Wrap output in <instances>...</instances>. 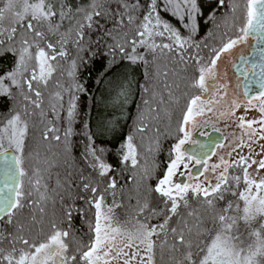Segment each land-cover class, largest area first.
<instances>
[{
  "label": "snow or ice",
  "instance_id": "obj_1",
  "mask_svg": "<svg viewBox=\"0 0 264 264\" xmlns=\"http://www.w3.org/2000/svg\"><path fill=\"white\" fill-rule=\"evenodd\" d=\"M117 2L124 8L123 12L116 13L120 16L117 24L123 26L124 17L127 16L128 25H135V34L124 31L122 27L105 31L104 36L112 40L111 44H106L107 51L103 53L111 57L108 62L109 66L116 62L117 54L132 63L143 61L147 65L148 61L145 60L144 54L137 52L138 48H144L146 52L152 53L155 59L158 54L166 55L165 49L171 53L192 47V38L198 31L197 16L203 14L197 6V0H159L162 6L159 10L158 0H149L147 10L138 24L136 21L139 17L135 13L142 8L139 0L132 4L128 0H117ZM217 5L223 7L225 0H217ZM89 7L91 11H86L83 6L77 7L75 11L83 13L84 22L77 20L73 27L61 32L63 21L66 18L70 19L69 14L72 12L71 7L65 5L63 0H60L58 9L54 7L51 0H0V54L9 52L16 56L14 67L0 75V96L11 98L13 95L11 89L15 88L23 101V113L33 115L35 110L39 109L41 121L45 120L47 113L42 107L44 98L41 89L42 87L48 88L49 80L60 66V61L68 57V43L71 42L78 53L90 51L82 43L85 41L84 29H92L94 24L99 23L94 20V17L109 14L107 10H102L103 4L98 3V0H92ZM229 7L233 13L236 12L234 4H230ZM245 7V21L243 26L238 28L239 36L229 39L219 49L213 48L211 51L214 56L210 58L207 65L201 64L202 57L192 56L198 66L199 76L192 79L190 87L199 89V93L189 98L186 110L179 121L177 132L183 135L177 137V142L172 152L169 153L172 158L168 162L165 174L157 179L154 187L149 185V188L157 194V206L150 207L148 200L142 203L137 201L135 224L128 228L121 225L113 216V208L121 206L115 200L117 195L115 177L108 178L109 182L104 191H100L98 186L91 182L84 183L82 190L90 191L92 194L87 203L96 209L95 223L89 222L88 225L90 233L94 234L88 244H78L75 251L70 254L67 242L69 230L60 229L52 223L51 233L46 238L37 241L26 237L24 235L25 225L20 220H16L14 232L6 235L0 229V264H113V261L117 264H121V261L122 264H156L157 251L159 250L162 254L165 248L172 253L179 252L181 248L185 250L183 259L177 260L176 264H264V177L257 180L248 172L252 164H257V173L264 169V159L257 162L250 156L241 155L238 160L229 162L221 156L220 163L213 164L209 168L207 161L203 159L206 153H201L200 158H197L196 154H189L184 148V145L191 140L190 129L199 125L197 117L212 113L214 111L212 106L220 103L228 95V85L226 83L217 84L215 70L221 55L228 53L236 45L246 42L249 35L259 37L264 42V0H246ZM160 11L167 12L181 21L183 27L188 30V35L183 36L179 29L162 20ZM214 15L210 13L209 19H214ZM57 16L58 20H54L53 18ZM5 19L10 21L9 27L4 26ZM49 36L56 39L53 41L48 38ZM156 37L165 38L169 42L162 40L157 43ZM17 43L20 45L19 48L15 46ZM199 47L200 45L196 44V48L199 49ZM33 49L35 51H32ZM179 54L181 60H184L183 53ZM94 56L96 52L92 51L88 58L78 57L81 61L80 65L77 64L76 59L71 60V71L68 74L73 77L71 88L75 90V93L87 91L84 84L77 79V71L80 66L87 65ZM261 77L262 91L259 93L261 99L260 103L255 106L261 114L260 119L246 120L243 116L237 118L240 121L237 127L242 130L237 148L245 146L244 137H247V141L254 143L253 137L258 131L259 139L264 140V68H262ZM208 79L212 82L211 86L217 89L214 97L219 96V99H202L203 95L208 92ZM57 87H62V85L57 83ZM165 88L168 89V103L178 105L179 98L173 96L172 85L166 83ZM221 89L224 90L222 94ZM69 91L71 92V89ZM144 91L148 92V89L145 88ZM75 93L70 94L68 100V127L64 131L65 137L71 135V125L76 116L75 101L78 96ZM50 95L51 111L53 116L59 120L57 107L58 102L63 100V96L60 91H55ZM245 98L251 105L255 97L249 98L248 92L245 91ZM152 101H156L155 105ZM165 103L162 96L157 101L155 93L152 94V100L144 99L143 104L149 115L145 116L141 112L140 123L136 131L145 133L149 127L146 121L149 118H158L159 105ZM59 107L62 108L63 105L60 104ZM240 107L239 101L233 98L231 110L219 112L217 118L235 116L236 110ZM249 110L250 108H245V112ZM204 123L207 124L208 121L205 120ZM254 124H259L260 128H253ZM28 127V122L22 119L21 111L0 121V158L6 157L9 150L17 153L12 156L11 161L3 160L5 179L0 186V221L9 225L14 224L13 217L17 210L22 211L28 204L36 203L31 200L34 193L38 195L39 200L48 198L47 185H42L43 176L40 169H35L30 176L24 166L27 159L24 148ZM156 131L158 133L159 129ZM59 133L60 129L49 123L43 131V139L59 141L61 139ZM133 140L134 137L129 135L126 142L121 145L123 151L119 153L120 163L141 171L142 180L155 178L148 167L138 168L137 147ZM89 141L85 149V158L91 157L89 167L97 171L99 177H105L113 170L112 165L104 161V149H97L93 146L91 136H89ZM154 145V148L151 144L148 146L149 153L159 150L158 138L154 140ZM248 146L250 147V144ZM98 151L100 155L97 154ZM232 151H236V148ZM229 157H231V152H229ZM192 161L205 165L203 171L193 174L189 168V162ZM233 166L241 167L242 175L230 174L229 169ZM221 167L222 171L216 175L217 182L214 185L208 177H205L204 181H199V176L204 172L211 171L215 174L216 170ZM182 168L187 170V175L193 176L198 182H174L173 177ZM181 175L185 173L181 172ZM25 177L28 178V187H25ZM82 179L88 178L82 177ZM241 183H243L242 188ZM42 187L43 191H41ZM109 189L112 190L109 194L114 197L113 205L105 206L104 192ZM189 193L192 199L197 200L206 208L213 228L203 227V218L191 208ZM227 195L236 199L228 200L221 207L219 202L225 201ZM182 207L187 210V217L192 218L191 224L185 219V214L180 211ZM73 210L72 207H68L65 211L69 226ZM5 217L8 219L5 220ZM160 217H163L162 221L156 224L151 223L152 220H158ZM173 217L176 219L174 220ZM257 221H259V226L253 227ZM241 223L245 231H241ZM193 229H195L196 236L195 247L198 249L195 253L192 251ZM205 235L207 239H200ZM6 239L11 245L8 251H5L3 247Z\"/></svg>",
  "mask_w": 264,
  "mask_h": 264
},
{
  "label": "trees",
  "instance_id": "obj_2",
  "mask_svg": "<svg viewBox=\"0 0 264 264\" xmlns=\"http://www.w3.org/2000/svg\"><path fill=\"white\" fill-rule=\"evenodd\" d=\"M52 1L54 7L58 9L60 7V0ZM91 2L92 0H63L65 5L71 7L72 12L69 14L71 18H66L63 21L61 32L73 27L77 20L83 23V13H77L75 10L77 7L83 6L86 11H91L92 9L89 7ZM128 2L132 4L136 3V0H128ZM98 3H102V10H107L109 14L102 17H94V20L99 23L94 24L92 29H84L85 41L82 43H84L86 49H90V51L78 53L71 42L67 45L68 56L71 57V60H77L78 57L88 58L91 56L92 51L96 52V56L91 57L90 62L87 65L80 66L77 71V79L80 83L84 84L87 89L86 92L75 93V90L71 88L73 77L69 76V74L66 75L69 87L65 88L66 91L68 90L67 93H62L67 99H64L66 100L65 104L62 100L61 104L63 107H59L58 109L59 115L63 116L59 127L63 126V121L68 127L67 108L70 94L75 93L78 99L75 101L77 106L76 116L71 125L72 133L69 136V145H67V156L64 154L62 155L59 151L54 152L53 149L50 150V153H54L55 156H57V161L63 162L64 164L61 181L55 184L60 188L55 196L56 202L53 203L52 207L49 209L44 200H41L40 205H38L37 202L28 204L22 211H16V215L13 217L14 224L12 225L0 221V229L7 235V233L15 231L16 220L21 221L24 219L23 222H21L25 225L24 235L28 237L29 235L27 232H29V228L26 226L30 227L31 221L22 218V216H32L33 213L38 215L41 209H43L41 212L47 213V216L50 218V226L52 223H55L58 228L69 230L67 242L69 243L70 254L75 251L78 244H88L89 240L94 235L90 233L88 225L89 222L94 224L96 209L87 203L92 194L90 191L84 192L82 190V185L84 183L91 182L93 185L98 186L100 191H104L109 182L108 178L115 177L117 180L116 200L117 203L121 205L120 207H116V210L121 215L130 217L136 216L137 201L142 203L144 200H148L150 207L157 206V195L149 188V185L154 187L157 183V179L162 178L165 174L168 162L172 158L169 153L172 152L173 146L177 142V137L181 136V133L177 132L179 121L182 119L183 113L186 110L189 98L196 94L195 89H192L190 84L193 78H198L199 72L198 66L192 59V56L202 57L201 64L207 65L210 58L214 56V53L211 51L213 48L219 49L224 43H227L229 39H235L240 35L238 28L243 26L246 15V0H225V5L223 7L217 5V0H197V6L201 9L203 14L197 16L198 31L192 38V47H188L186 50L180 49L179 52L173 51L171 53L165 49L164 51L167 54H158L155 59L152 53L146 52L144 48H138L137 52L144 54L145 60L148 61L147 65H145L143 61L132 63L122 59L119 54H117L116 62L109 66L108 62L111 57L103 55V53L107 51L106 44H111L112 40L104 36L105 31L122 27L124 31H130L131 34L134 35L135 25H128L127 16L124 17L123 26L117 24V21L120 20V16L116 13L124 11V8L117 0H98ZM139 3L142 5V8L139 12L135 13V15L139 17L136 21L137 24L142 20L147 10L149 0H139ZM230 4L236 6L235 13L231 11L229 7ZM160 7L162 6L158 0V10ZM210 13L215 14L214 19H209ZM160 15L162 20L167 21L172 26L179 29L183 36L188 35V32L181 26V21L176 17L163 11H160ZM53 19L58 20V16ZM44 30L46 31V28ZM48 38L53 41L56 39L51 36ZM155 40L157 43L162 40L163 42H169L161 37H156ZM97 41H99V43H97ZM196 44L200 45L199 49L196 48ZM128 51H131L130 47ZM157 52H159V50H157ZM179 53H183L184 60H181ZM15 62L16 56L13 54L9 52L0 54V75L10 71L14 67ZM77 64H81L80 59L77 61ZM160 66H163L161 67L162 70L167 71L166 66H169L171 69L168 70L169 72H166L167 75H170L166 78L167 83L172 85L171 91L173 96L179 98L178 105L168 103V89L164 86L162 87L155 79V77L158 76ZM122 69H124L123 71H125L124 74L127 75V79L125 84L119 87L121 88L123 86L119 92L117 89L119 103L117 105H105V112L102 113L103 104L101 97L103 87L106 82L112 78L111 76ZM152 81L157 82L155 83L158 91L161 93L166 103L159 105L158 118H149L146 121L149 125L148 129L145 133H140L134 130L135 119L141 115V112H145L144 109L146 107L143 104V100L146 97V92L144 89L149 87L148 85L149 83L152 84ZM69 89H71V92ZM11 91L13 93L11 98L8 96H0V121L6 120L17 111H21L15 101L16 96L14 93L16 92L14 88H12ZM185 93L188 95H184ZM148 115L149 114H145V116ZM21 116L29 125L28 136L25 141V152L33 134L32 124L35 123V121L34 114L25 115L21 111ZM153 116H155V114H153ZM59 120H61V118H59ZM85 125H87V127H85ZM100 125L102 126L103 134H100L98 131ZM156 129H159L158 133ZM129 135L134 137L133 143L137 147L139 160L138 168L148 167L155 178L142 180L141 171L120 163L121 158L119 153L123 151L121 145L125 143ZM89 136H91L94 147L97 149H104V161L112 165L113 170L105 177H99L97 171L89 167V161H91L90 156L87 159L85 158V149L90 143ZM157 138L159 139V150L149 153L147 151L148 146L151 144L154 148V140ZM97 154L100 155V152L98 151ZM49 157H51L50 154ZM82 177H87L88 179H82ZM27 181L28 178L25 177V187H28ZM56 188H50V191L52 192V190ZM109 191L112 190L109 189L107 192H104V196L107 195ZM51 192L47 191L48 198L46 201L51 199ZM81 197H83V199H81ZM37 199H39V197L34 193L31 200L37 201ZM229 199L230 195H227L225 201L219 202V205L222 207ZM190 205L191 208L197 211L203 218V227L213 228V223L207 215L206 208L194 199L190 201ZM68 207L74 209L70 226L65 216V211ZM180 211L185 214V219L191 224L192 218L187 217V210L182 207ZM43 213L41 215H43ZM50 213H53V215ZM162 218L163 217H160L158 220L154 219L152 221L157 222ZM7 219L8 217H5V220ZM173 219L175 220L176 218L173 217ZM34 235L33 233V236H30L31 238L29 239H36L37 241L44 239L40 238L37 234L35 235L37 238H34ZM192 239L194 241L192 251L195 253L198 250L195 247V229H193ZM200 239H207V236H201ZM3 247L5 251L10 250L11 245L8 243L7 239L4 241ZM17 247H21V245H17ZM184 251L185 250L181 248L179 252L172 253L165 248L161 254L158 250L156 264H176L177 260L183 259ZM77 259H79V256H77Z\"/></svg>",
  "mask_w": 264,
  "mask_h": 264
},
{
  "label": "rangeland",
  "instance_id": "obj_3",
  "mask_svg": "<svg viewBox=\"0 0 264 264\" xmlns=\"http://www.w3.org/2000/svg\"><path fill=\"white\" fill-rule=\"evenodd\" d=\"M51 2H53L51 0ZM4 26L9 27L10 26V21L8 19H5L4 21ZM181 26L183 27V24L181 22ZM184 28V27H183ZM185 29V28H184ZM186 32H188L187 29H185ZM249 39V37L247 38ZM17 48L20 47V45L17 43L15 45ZM244 43H240L236 45L233 49H231L228 53H223L221 55L220 60L217 61V68H216V73H217V84L221 83H226L228 85L227 88V93L228 95L225 97L224 100L220 101V103L213 105L212 107L214 108V111L212 113H206L204 116L197 117V120L199 121V125L197 127L191 128V141H193V133L196 130H208V129H217L220 130L224 136L225 140L221 144L222 146H218L215 152L211 157H209L207 161V166L210 168L211 165L220 163V157L223 156L224 160L226 161H235L238 160L241 155L246 156V157H251L252 159H255L257 162L261 159H264V140L259 139V131L257 132V135L253 137V142L247 141V137H244L245 140V146L241 148H237L236 145L240 142V137L242 130L237 127V125L240 123V121L237 119L238 117H245L246 120H259L260 119V112L257 110L255 107L260 103L261 97L259 95L255 96L254 99H252L251 105L248 104L247 99H243L237 92V88L235 86V79L233 77V74L231 73V64L234 61L235 57L240 53V51L243 49ZM35 51V49H33ZM73 60V59H72ZM76 61H79V58H77ZM71 57H67L66 59H63L60 61V66L57 68L56 72L53 74V77L51 80H49V86L47 89H44L42 87L43 91V98H44V104L42 107L44 108L45 112L47 113V118L43 121H41V118L39 116V109H36L34 112V121L35 123L32 124V137L30 139L29 145L27 146V149L25 150V156H26V161H25V168L27 169L29 175L31 176L32 173L34 172L35 169H40V173L43 176L42 180V185H47V191H50V188L57 187L56 189L52 190L51 192V199L50 200H44V202L47 203L48 209L52 207V204L56 202L55 196L57 195L58 190L60 189L58 185H55L56 183H59L61 181V175L63 171V162L57 161V156H55L54 153H50V150L53 149L54 152L59 151L62 155H66L68 151L67 150V145H69V136L65 137L64 136V131L67 128L66 124H64L63 121V126L59 127V124H61L63 116L59 115L61 120H57L51 111L50 108V100H51V93L55 91H60L62 93H67L65 88L69 87L68 80L66 79V75L71 71ZM55 63V62H53ZM163 65V64H162ZM165 66V65H163ZM160 66L158 70V76L155 77L156 81L161 84V86L165 87V84L167 83V78L168 75H165L166 72H169L168 70H171L169 66H166V70H162ZM124 69L118 71L115 75L111 76L112 78L106 82V84L103 87V93L101 97V101L103 104L102 110L104 113L105 112V105L109 104H115L117 105L119 103V96L117 93L121 88H119L121 85L125 84L126 82V77ZM170 76V75H169ZM156 81H152L153 83H149V87H147L148 92H146V97L145 99L152 100V94H156V100H159V97L161 96V93L158 91V88L156 86ZM156 82V83H155ZM5 83H8L5 81ZM57 83L59 85H62V87H57ZM211 80H207L208 84V92L205 93L202 97L204 100H210V99H219V96L214 97V93L217 91L216 88L211 86ZM168 84V83H167ZM15 92V101L17 102L18 108L22 111L23 108V101L19 97V94L17 90L14 88ZM65 90V91H64ZM63 91V92H62ZM196 94L199 93V89H195ZM221 94L223 93V89L220 90ZM64 93V94H65ZM67 95V94H66ZM63 96V94H62ZM66 97L63 96V102L65 104L64 100ZM233 98L237 99L241 105L239 109L236 110L235 116L231 117H218L219 112L221 111H230L231 110V104ZM67 99V98H66ZM153 104L156 101H152ZM62 101L58 102V105H60ZM250 108L249 111L245 112V108ZM59 109V106L57 107V111ZM144 113L148 114L147 108L144 109ZM23 112V111H22ZM140 115L135 119V125H134V130H136V127L139 125ZM66 120V118H65ZM207 120L208 123L205 124L204 121ZM51 123L52 125H55L60 129V136L61 139L59 141L56 140H44L43 139V131L45 130V126ZM65 125V127H64ZM253 128L259 129L260 125L259 124H254ZM98 131L100 134L102 133V126L100 125L98 127ZM51 136V133L49 134ZM183 134L181 133V136ZM63 136V138H62ZM126 142V140H125ZM250 144V147L248 146ZM233 148H236V151H232ZM229 152H231V157H229ZM49 154L51 157H49ZM65 156V157H66ZM56 157V158H55ZM195 161L189 162V168L191 169L195 165ZM205 167V165H204ZM203 167V169H204ZM203 169L201 171H203ZM257 169V164H252L251 168H248V172L251 174V176L257 180H259L261 177H264V169H261L259 173L256 171ZM200 171V172H201ZM222 171V167L220 169L216 170V173H212L211 171L204 172L203 175L199 176V181H204L205 177H208L211 179L212 184L214 185L216 181V175H218ZM181 172H184L185 175H181ZM230 174H240L242 175V168L241 167H235L233 166L232 168L229 169ZM35 177H33L34 179ZM181 179H183V182H188V183H196L198 182L196 179L193 178V176L187 175V170L186 169H181V171H178L176 176L173 177L174 182H181ZM53 186V187H52ZM243 187V183H241V188ZM43 187L41 188V191H43ZM111 191H109L110 193ZM108 193V194H109ZM105 195V206H112L113 205V200L114 197L112 195ZM157 195V194H156ZM158 198V197H157ZM117 198L115 197V200ZM235 197H232L230 195L229 200H235ZM189 200H192V195L189 193ZM37 204H41V200L37 199ZM117 202V200H116ZM242 203V202H241ZM96 212V211H95ZM39 212V214L33 213L32 216H22V218L29 219L31 221L30 227L26 226L29 228L28 233V238H31L30 236H33V233L36 235H39L40 238H46L48 234L51 233L52 227L50 226V218L47 216V213ZM53 215V213H50ZM147 214V213H145ZM37 215V216H36ZM113 216L115 220H118L119 223L123 226H126L128 228H131L135 224L136 216L130 217L126 215H121L117 212L116 207L113 208ZM163 219V218H162ZM162 219L160 221H162ZM24 220V219H23ZM23 220H21L23 222ZM160 221L153 222L151 223L156 224L159 223ZM95 223V222H94ZM259 226V221L255 222L253 224V227H258ZM241 231H245L243 224L241 223ZM34 238H37L35 237ZM155 239V238H154ZM254 239V237L252 238ZM58 259V258H57ZM113 264H117L116 261H113ZM122 264V261H121Z\"/></svg>",
  "mask_w": 264,
  "mask_h": 264
},
{
  "label": "water",
  "instance_id": "obj_4",
  "mask_svg": "<svg viewBox=\"0 0 264 264\" xmlns=\"http://www.w3.org/2000/svg\"><path fill=\"white\" fill-rule=\"evenodd\" d=\"M249 37L254 38L251 48L245 56L238 58L237 62L233 64L232 69L237 75H241V90L245 97V91L248 92L249 98L259 95L262 89L260 88V83L262 80L261 72L264 68V42L261 41L259 37L249 35ZM243 58V59H242ZM249 67L250 70L245 74L246 68ZM193 141L196 143L188 142L184 145L189 154H196L197 158H200L201 153H206L203 159L207 160L213 155L218 145H221L224 140V134L217 129L208 130H196L193 133ZM200 146H203L202 148ZM16 155L15 152L9 150L8 154L4 158H0V186L5 179L3 169L5 165L3 160L7 159L11 161L12 156ZM203 164H195L191 170L193 174L199 173L203 169ZM183 179H181L182 181Z\"/></svg>",
  "mask_w": 264,
  "mask_h": 264
},
{
  "label": "flooded vegetation",
  "instance_id": "obj_5",
  "mask_svg": "<svg viewBox=\"0 0 264 264\" xmlns=\"http://www.w3.org/2000/svg\"><path fill=\"white\" fill-rule=\"evenodd\" d=\"M253 41H254V38L249 37V39H247V41L244 42V47H243V49H242V50L240 51V53L235 57L234 61H233L232 64H231V73L233 74V77H234V79H235V82H234V83H235V86H236V88H237L236 92H237L241 97H243V99H246V98L244 97L243 93H242V90H241V81H242V78H243V77H242L240 74L237 75V74L233 71L232 66H233L234 63L237 62V60H238L239 57H241V56H245L246 54H248V52H249V50H250V48H251V45H252ZM249 70H250V68L247 67L246 70H245V74H246ZM254 97H255V96H254Z\"/></svg>",
  "mask_w": 264,
  "mask_h": 264
}]
</instances>
